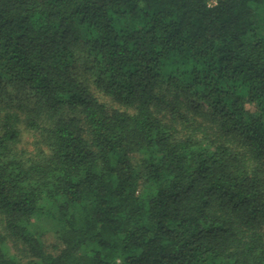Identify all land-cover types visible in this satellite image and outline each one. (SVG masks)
<instances>
[{"label": "trees", "instance_id": "trees-1", "mask_svg": "<svg viewBox=\"0 0 264 264\" xmlns=\"http://www.w3.org/2000/svg\"><path fill=\"white\" fill-rule=\"evenodd\" d=\"M0 264H264V0H0Z\"/></svg>", "mask_w": 264, "mask_h": 264}, {"label": "rangeland", "instance_id": "rangeland-1", "mask_svg": "<svg viewBox=\"0 0 264 264\" xmlns=\"http://www.w3.org/2000/svg\"><path fill=\"white\" fill-rule=\"evenodd\" d=\"M31 136H32V134H30L29 132H26L24 134V145L25 146H29L32 143L33 140H32V137ZM46 242H47V244L49 246H52L53 245L52 243L54 242V238L49 233L46 234Z\"/></svg>", "mask_w": 264, "mask_h": 264}, {"label": "built area", "instance_id": "built-area-1", "mask_svg": "<svg viewBox=\"0 0 264 264\" xmlns=\"http://www.w3.org/2000/svg\"><path fill=\"white\" fill-rule=\"evenodd\" d=\"M218 0H208L209 5L213 6L217 4Z\"/></svg>", "mask_w": 264, "mask_h": 264}]
</instances>
